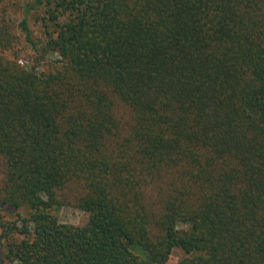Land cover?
<instances>
[{"label":"trees","instance_id":"trees-1","mask_svg":"<svg viewBox=\"0 0 264 264\" xmlns=\"http://www.w3.org/2000/svg\"><path fill=\"white\" fill-rule=\"evenodd\" d=\"M4 1L3 262L264 264V0Z\"/></svg>","mask_w":264,"mask_h":264},{"label":"rangeland","instance_id":"rangeland-1","mask_svg":"<svg viewBox=\"0 0 264 264\" xmlns=\"http://www.w3.org/2000/svg\"><path fill=\"white\" fill-rule=\"evenodd\" d=\"M20 0H5L4 2L7 3L8 8V15H11L13 17L12 23L16 24V19L18 18L17 13H15L16 6L14 7L15 2H18ZM12 2V4H10ZM31 26L35 32L36 35H41V27L40 23L35 20V18L32 17L31 19ZM23 45L21 44V47ZM22 59H30L32 57V53L30 52V49H25L22 52ZM57 213L63 222L72 223V224H84L88 221L89 215L87 212L75 207V206H63L59 210H57ZM2 249V247H1ZM184 255L182 250H176L168 260L166 264H179L180 259ZM5 256V252H3V249L0 253V264H5L3 262V257Z\"/></svg>","mask_w":264,"mask_h":264}]
</instances>
